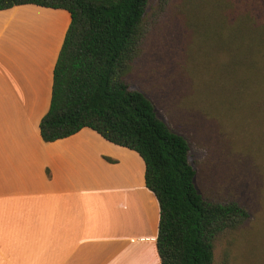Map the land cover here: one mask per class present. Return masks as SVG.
I'll list each match as a JSON object with an SVG mask.
<instances>
[{
	"label": "crops",
	"instance_id": "0c3cea01",
	"mask_svg": "<svg viewBox=\"0 0 264 264\" xmlns=\"http://www.w3.org/2000/svg\"><path fill=\"white\" fill-rule=\"evenodd\" d=\"M69 21L32 4L0 10V264H159L139 155L88 127L40 137Z\"/></svg>",
	"mask_w": 264,
	"mask_h": 264
},
{
	"label": "rangeland",
	"instance_id": "374dc122",
	"mask_svg": "<svg viewBox=\"0 0 264 264\" xmlns=\"http://www.w3.org/2000/svg\"><path fill=\"white\" fill-rule=\"evenodd\" d=\"M158 1L148 0L149 34L127 79L187 141L204 198L248 212L216 239L212 264H264V30L247 11L229 12L237 0H166L161 12ZM223 20L243 32L218 30Z\"/></svg>",
	"mask_w": 264,
	"mask_h": 264
},
{
	"label": "trees",
	"instance_id": "16d2710c",
	"mask_svg": "<svg viewBox=\"0 0 264 264\" xmlns=\"http://www.w3.org/2000/svg\"><path fill=\"white\" fill-rule=\"evenodd\" d=\"M165 2L158 1L159 12ZM147 3L0 0V10L32 4L63 9L70 17L52 70L49 106L38 123L41 139L54 141L88 127L103 140L134 150L143 161L145 186L158 204L159 264H212L216 239L244 223L248 212L237 201L204 198L195 185L187 141L127 79L149 34ZM238 9L247 11L256 28L264 30V0L230 3L229 12ZM224 26L228 27L223 20L217 29ZM247 27L246 34L255 29ZM228 29L243 32L234 25Z\"/></svg>",
	"mask_w": 264,
	"mask_h": 264
}]
</instances>
